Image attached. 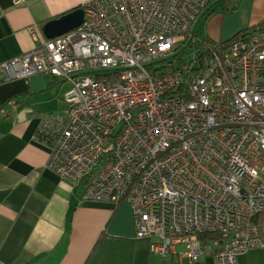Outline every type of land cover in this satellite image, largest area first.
Listing matches in <instances>:
<instances>
[{"label": "built area", "instance_id": "built-area-1", "mask_svg": "<svg viewBox=\"0 0 264 264\" xmlns=\"http://www.w3.org/2000/svg\"><path fill=\"white\" fill-rule=\"evenodd\" d=\"M208 2L87 0L78 27L33 33L31 49L0 62V81L69 83L66 113L44 115L41 132L47 168L82 199L127 203L151 252L181 245L191 262L209 251L238 264L264 248V26L200 44L202 66L184 68L171 57Z\"/></svg>", "mask_w": 264, "mask_h": 264}, {"label": "crops", "instance_id": "crops-1", "mask_svg": "<svg viewBox=\"0 0 264 264\" xmlns=\"http://www.w3.org/2000/svg\"><path fill=\"white\" fill-rule=\"evenodd\" d=\"M86 1L0 0V62L31 49L46 21ZM263 20L264 0H209L193 33L202 24L203 39L227 41ZM68 85L49 74L0 81V264H216L210 252L196 263L151 252L127 203L82 199L79 186L47 168L43 116L66 113ZM238 264H264V249L239 255Z\"/></svg>", "mask_w": 264, "mask_h": 264}, {"label": "water", "instance_id": "water-1", "mask_svg": "<svg viewBox=\"0 0 264 264\" xmlns=\"http://www.w3.org/2000/svg\"><path fill=\"white\" fill-rule=\"evenodd\" d=\"M83 12V8H76L46 21L41 27L42 34L46 38H54L78 27L83 21Z\"/></svg>", "mask_w": 264, "mask_h": 264}, {"label": "trees", "instance_id": "trees-1", "mask_svg": "<svg viewBox=\"0 0 264 264\" xmlns=\"http://www.w3.org/2000/svg\"><path fill=\"white\" fill-rule=\"evenodd\" d=\"M61 16V15H60ZM261 26H264V20L263 21H261V22H259L257 25H255V26H251V27H249V28H247V30H243V31H241V32H239V33H237L233 38H236V37H240V36H242V35H245V34H247L250 30H252V29H254L255 27H261ZM216 41H211V40H207V39H202L201 41H200V46H202L203 44H212V43H215ZM192 44V40H189V41H187V43H186V46H190ZM178 53V52H177ZM176 53V54H177ZM182 53V52H181ZM206 54V52H205V50H198V53L195 55V59H194V61H195V64H193L194 65V67H191L192 66V60H190V62L187 64H184V63H182L181 62V60L183 59V58H180V60H179V62H177V64L178 65H180V66H183L184 68L186 67V68H192L191 70H198L199 68H200V66H202V62H203V60H204V55ZM189 69H187V70H189ZM42 135V134H41ZM43 137V136H42ZM198 236V239H200L203 243H206V242H208V241H211V240H213V239H216V240H221L220 239V235L218 234V233H202V234H200V235H197ZM207 252H209V251H207ZM206 252V253H207ZM211 254H212V252H210ZM204 256V255H203ZM212 256H213V254H212Z\"/></svg>", "mask_w": 264, "mask_h": 264}, {"label": "rangeland", "instance_id": "rangeland-1", "mask_svg": "<svg viewBox=\"0 0 264 264\" xmlns=\"http://www.w3.org/2000/svg\"><path fill=\"white\" fill-rule=\"evenodd\" d=\"M203 38H204V36H203V33H202V24H198V26L196 27L195 37L192 40V46L191 47H189V46L184 47L183 46L181 48V50L176 54L175 57L172 56L171 58L174 60V63L179 62L180 58H183L181 60L182 63H184V64L187 63L188 64L190 62V60H192V65L195 64L194 59H195V55L197 53L196 52V48L199 47L200 41ZM177 249L178 250L182 249V246L181 245H178Z\"/></svg>", "mask_w": 264, "mask_h": 264}, {"label": "bare ground", "instance_id": "bare-ground-1", "mask_svg": "<svg viewBox=\"0 0 264 264\" xmlns=\"http://www.w3.org/2000/svg\"><path fill=\"white\" fill-rule=\"evenodd\" d=\"M261 235L262 236H264V228H262L261 229ZM261 236H259V238H260ZM221 246V244L219 243V244H217V247H220ZM182 249H184L183 247H182ZM181 249V250H182ZM252 249H264V248H262L261 246H257V245H254V246H252L251 248H248L246 251H244L243 253H245V252H247V251H249V250H252ZM180 250H177L176 249V247H174L173 248V250H170L168 253H166V254H163L162 256H166V255H168V254H171V253H173V254H175L176 256H180V255H178V252H179ZM242 253V254H243ZM186 257V256H185ZM193 263H196V262H193Z\"/></svg>", "mask_w": 264, "mask_h": 264}]
</instances>
